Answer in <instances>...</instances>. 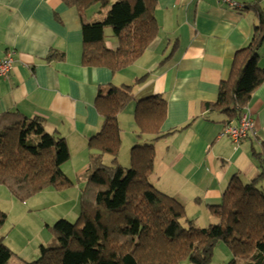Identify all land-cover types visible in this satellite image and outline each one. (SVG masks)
<instances>
[{"label":"trees","instance_id":"16d2710c","mask_svg":"<svg viewBox=\"0 0 264 264\" xmlns=\"http://www.w3.org/2000/svg\"><path fill=\"white\" fill-rule=\"evenodd\" d=\"M75 8L82 24L83 65L107 68L117 74L133 66L159 34L155 10L157 0H62ZM114 1V2H113ZM111 2H113L111 4ZM241 11H252L258 19L248 47L234 58L230 76L220 84L216 102L203 103L208 115L222 116L225 127L237 124L264 83L259 50L264 46V3L237 0ZM109 6L102 21L89 20L95 5ZM111 27L117 48L107 45L105 30ZM176 50V47L174 48ZM162 61L164 64L171 58ZM65 59L53 53L49 60ZM145 77L138 78L140 84ZM135 85H110L100 90L96 108L100 130L88 142L87 183L80 196L76 223L59 220L52 229L56 242L41 247V257L25 264H211L218 242H225L234 255L228 264H264V141L253 149L258 173L250 181L236 176L217 205L209 206L218 223L197 229L187 218L184 205L160 191L152 182L154 142L167 117V101L161 95L139 100L134 119L135 134L150 136L149 143L133 147L131 166L118 164L122 129L118 116L135 101ZM209 121H216L213 118ZM113 165H105V156ZM71 158L64 137L46 131L42 117L5 112L0 117V185L26 201L47 189L66 190L73 182L63 165ZM7 213L0 210V228ZM13 253L0 240V264H11Z\"/></svg>","mask_w":264,"mask_h":264},{"label":"crops","instance_id":"0c3cea01","mask_svg":"<svg viewBox=\"0 0 264 264\" xmlns=\"http://www.w3.org/2000/svg\"><path fill=\"white\" fill-rule=\"evenodd\" d=\"M95 15L89 12V20ZM155 16L160 29L155 41L133 66L112 74L107 68L83 65L82 24L75 8L62 0H0V58L15 52L13 70L0 80V117L14 111L42 117L46 131L68 143L71 158L63 170L81 177L89 167L88 142L100 130L99 91H108L110 85H135L145 77L134 88L136 104L140 97L161 95L167 101L161 132L187 126L154 142L151 180L179 200L189 217L190 210L205 214L209 206L221 202L234 177L250 181L258 173L252 152L264 141V83L247 108L254 130L239 143L224 135L222 116L212 117L202 107L216 102L236 53L251 43L258 19L254 12L220 0H157ZM106 41L108 47L117 48L114 36ZM53 53H63L65 59L49 60ZM258 64L264 69V46ZM134 113L135 105L118 116L122 137L127 125L135 133ZM211 117L216 121H209ZM150 139L143 137L141 145ZM77 206L76 212L80 196ZM48 241L31 243L32 257L39 256Z\"/></svg>","mask_w":264,"mask_h":264},{"label":"rangeland","instance_id":"374dc122","mask_svg":"<svg viewBox=\"0 0 264 264\" xmlns=\"http://www.w3.org/2000/svg\"><path fill=\"white\" fill-rule=\"evenodd\" d=\"M109 8V6L101 7L98 4L95 5L89 10V12L96 13L95 17L91 20L102 21L106 17ZM100 11H103V13L101 14ZM105 35L106 39L110 35L114 36L111 27L106 28ZM136 87L137 84L134 88ZM134 105L136 109L137 104L135 101L128 107ZM126 128L128 132L122 137L123 141L118 164L124 168H129L131 166V152L133 147L141 145L143 141L134 133V129H128V125ZM103 161L105 165H113V158L110 155H107ZM65 174L73 182L71 187L61 192L56 189H47L26 201L16 199L5 185H0V210L7 213V220L0 228V240L6 245L9 243L12 247V250L10 249L13 253L11 264H25L37 261L41 257V250L39 251V256L32 257L34 253L33 245L30 246L31 243L38 244L40 241L47 239L49 241L44 246L49 247L56 242L52 227L59 220L65 219L71 223L78 221L80 206L79 211L76 212L78 207L77 198L81 196L80 194L86 186L88 174H83L84 176L82 175L81 177L74 173L69 175L65 172ZM43 193H48L49 196H41ZM189 213L191 214L190 217L188 213L186 215L193 220L194 226L197 229L208 228L210 224L218 223V219L212 214L210 209L205 214L194 212L193 210H190ZM47 223L50 225H47ZM233 259L234 255L228 245L223 241L218 242L214 249L211 264H228ZM25 260L27 261L23 263Z\"/></svg>","mask_w":264,"mask_h":264},{"label":"built area","instance_id":"2783aa9c","mask_svg":"<svg viewBox=\"0 0 264 264\" xmlns=\"http://www.w3.org/2000/svg\"><path fill=\"white\" fill-rule=\"evenodd\" d=\"M222 3L231 8H240L242 5L237 0H220ZM15 52L8 51L4 58H0V80L9 77L14 68ZM254 130V120L251 115L246 112L241 121L237 124H232L225 127L224 135L229 136L236 143L241 142L243 139L248 138L249 134Z\"/></svg>","mask_w":264,"mask_h":264}]
</instances>
